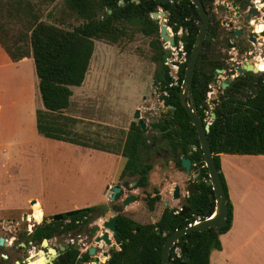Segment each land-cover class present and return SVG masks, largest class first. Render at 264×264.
I'll return each mask as SVG.
<instances>
[{
    "label": "flooded vegetation",
    "instance_id": "obj_1",
    "mask_svg": "<svg viewBox=\"0 0 264 264\" xmlns=\"http://www.w3.org/2000/svg\"><path fill=\"white\" fill-rule=\"evenodd\" d=\"M199 2L208 24L198 53L202 63L197 66L201 69L197 79L210 77L205 95L209 97L211 90L214 96L210 99L213 100L205 97L204 100L206 106L211 103L213 107L219 94L231 82L222 88V81L227 77L232 80L238 75L234 70L236 66H251V70L242 75H264V0ZM155 3L154 12L159 15L153 20L157 23L156 40L162 50L163 61L158 63V75L154 83L161 106L158 113L150 114V119L141 116L138 109H135L138 117L134 116L135 110L133 112L136 119L133 123L141 132L134 155L135 168L131 172L123 170L125 158L120 155L123 159L121 168L111 184H105L98 202L71 209H78L76 214L82 213L79 217L71 218L76 214L64 215L70 210L45 215L38 201L33 203L29 200L26 206L20 202H3L0 207V264H111L113 256L122 250L129 237L149 228L153 231L152 248L158 251V257L144 261L135 259L134 262L163 264L161 251L168 236L180 227H189L212 217L215 198L211 185L207 184L208 171L201 155L196 130L193 126L197 143L187 142L183 151H179L184 140L174 137L173 128L178 124L172 122L175 119L174 106L165 103L160 97L167 96L168 90L178 84V64L184 60L186 62L188 58L183 45L184 39L192 34L193 42L201 17L190 0ZM160 24L165 27L164 34L172 38V45L160 35ZM165 50L168 53L164 58ZM178 54L181 60H177ZM211 62L220 66L214 67L210 72ZM253 69L256 71L253 72ZM164 71L168 74L169 83L163 78ZM181 80L177 92L180 105ZM192 80L193 75L191 84ZM185 99L189 104V98L186 96ZM205 109L198 113L195 106L202 125L209 126L212 111L207 115ZM140 123L144 125L143 129ZM172 142L175 143V151ZM197 149L200 150L201 161L194 159ZM183 159L188 163L187 168L182 164ZM179 175H182L180 181L173 180ZM113 188L117 190L114 192ZM57 214L61 216L55 218ZM39 230L47 232V236L38 238ZM195 232L201 231L176 235L170 241L167 249V261L170 264H185L189 259L187 247L191 236H196ZM182 244L184 251L181 250Z\"/></svg>",
    "mask_w": 264,
    "mask_h": 264
},
{
    "label": "rangeland",
    "instance_id": "obj_2",
    "mask_svg": "<svg viewBox=\"0 0 264 264\" xmlns=\"http://www.w3.org/2000/svg\"><path fill=\"white\" fill-rule=\"evenodd\" d=\"M8 2L0 0V22L10 42L25 32L29 13H15L16 2ZM28 3L41 21L67 29L81 21L64 10L61 0ZM123 26L126 34L116 42L93 41L83 81L71 87L67 108L55 118L67 140L36 134L35 118L33 122L27 114L30 92L26 88L19 96V113L6 121L1 118L0 134L12 145L0 153V205L20 202L26 206L33 200L45 215L64 212L96 204L105 184L115 179L123 163L120 145L129 124L136 121L134 110L150 119L161 106L154 83L158 62L152 60L150 46L157 36L145 35L132 23L123 22ZM213 96L210 90L205 98L213 100ZM38 101L41 106L39 96ZM211 107L207 104V115ZM235 158L221 160L220 171L225 176L264 183V159ZM180 177L173 180L180 181Z\"/></svg>",
    "mask_w": 264,
    "mask_h": 264
},
{
    "label": "trees",
    "instance_id": "obj_3",
    "mask_svg": "<svg viewBox=\"0 0 264 264\" xmlns=\"http://www.w3.org/2000/svg\"><path fill=\"white\" fill-rule=\"evenodd\" d=\"M16 2L15 13L28 14L25 18V32H20L12 41H6L7 32L0 22V45L12 61L31 56L34 73L37 78V91L44 110H36V131L44 137L55 140H67L63 137V129L56 122V116H62L72 94L71 87L79 86L86 73L93 50L94 40L116 42L126 34L123 22L137 25L145 35L153 36L157 32V23L149 17L155 10V1L138 0H61L64 10L81 21L70 29L53 23L41 21L31 13L28 0H10ZM211 2L212 0H205ZM8 2L7 4H9ZM8 12H12L11 9ZM5 37V38H4ZM193 35L184 39L186 58ZM152 60L162 63V50L156 38L150 42ZM201 55L197 57L193 72L191 92L198 113L206 108L204 100L206 85L210 77L198 78L197 66ZM206 63V61L204 62ZM210 72L220 65L211 62ZM185 60L178 64V84L182 77ZM178 84L168 95L160 97L165 103L174 106V117L177 122L173 128L174 137H180L179 151H183L185 143H197L189 116L178 102ZM214 117L208 126L207 140L212 153L214 165L225 194L227 217L221 228L209 227L191 236L187 247L189 259L185 264H208L210 251L219 250L218 235L224 233L231 219V204L227 195L224 177L220 171V153L227 154H264V75L254 76L251 73L235 76L219 94L217 102L211 109ZM170 135V134H169ZM173 138L172 135H170ZM141 139L139 127L132 122L120 145L119 153L125 158L123 170L135 168L134 155ZM173 150L175 151V143ZM146 145V144H145ZM178 151V152H179ZM177 155V152H175ZM195 161H201L200 150L194 153ZM81 212L71 218L81 216ZM58 224H56L57 228ZM47 232L39 230L38 238L47 236ZM153 231L146 229L141 234L129 237L122 250L113 256L111 264H138L135 259L150 260L158 257L153 246ZM157 264V262L155 263Z\"/></svg>",
    "mask_w": 264,
    "mask_h": 264
},
{
    "label": "crops",
    "instance_id": "obj_4",
    "mask_svg": "<svg viewBox=\"0 0 264 264\" xmlns=\"http://www.w3.org/2000/svg\"><path fill=\"white\" fill-rule=\"evenodd\" d=\"M36 83L31 56L12 61L0 45V120H9L12 115L19 113V96L25 88L30 92L27 114L32 120L36 110H44L38 101ZM36 134L41 135L37 131ZM10 145L4 134H0V153ZM218 157L221 168L224 158L264 159V154L220 153ZM223 176L231 204L230 225L218 235L220 249L210 251L208 264H264V183L237 176L227 177L225 173Z\"/></svg>",
    "mask_w": 264,
    "mask_h": 264
},
{
    "label": "water",
    "instance_id": "obj_5",
    "mask_svg": "<svg viewBox=\"0 0 264 264\" xmlns=\"http://www.w3.org/2000/svg\"><path fill=\"white\" fill-rule=\"evenodd\" d=\"M134 2H138V0H133ZM154 1H176V0H154ZM191 2H193L195 4L196 10L198 12V14L201 17V24L198 27V31L195 34L194 40L192 42L191 45V49L189 51L188 54V58L185 62V66L183 69V76H182V80L180 83V88H179V101L182 105V107L185 109L186 113L189 116L190 119V123L192 126H194L196 133H197V138H198V143H199V147L201 150V155L202 158L204 160V163L206 165L207 171H208V181L207 184L211 185L212 188V193L213 196L215 198V205H214V213L212 215L211 218L209 219H204L196 224H193L192 226H184V227H180L178 228V230L174 231L170 236H168V238L165 241V244L162 246V251H161V257H162V262L163 264H170L167 261V249L168 246L170 244V241L172 239H174V237H176V235H181L183 233H187L189 231H202L207 229L208 227H214V228H221L225 225L226 222V217H227V208H226V200H225V194L217 173V170L214 166L213 163V159H212V153L210 151V146L207 140V134L206 132L208 131V124H204L202 125V122L200 121V118L198 116V114L196 113L195 110V105H194V101L193 98L191 96L190 93V84H191V79H192V75H193V69H194V65H195V61L197 59L200 47H201V43H202V38L204 33L206 32V27L208 24V20L206 17V14L204 13L201 4L199 2V0H190ZM121 0H119L118 3H120ZM159 15V13H156L154 11H152L150 13V18L155 19L157 16ZM165 27L160 24L159 26V33L160 35L164 38L168 40V44L172 45V38L171 37H167L165 34ZM168 53V50L164 51L163 57L165 58L166 55ZM235 73L238 75H242L244 74L245 71H250L251 70V66L247 65V66H236L234 68ZM253 72H255L256 70L253 69ZM163 78L164 80L169 83V78H168V74L166 71H164L163 73ZM231 81L230 77H227L225 80L222 81L221 86L222 88H224L227 83H229ZM188 97L190 102L189 104L187 103L185 97ZM134 116L138 117V111L135 110L134 112ZM211 117H214V114L212 113ZM143 124L140 123V127L143 129ZM182 164L186 166V168L188 167V163L186 160H182ZM117 190V188H113V191L115 192ZM33 202V200L31 201ZM78 212V209H74V210H70L64 213V215L66 216H70V215H74ZM60 214L55 215V218L60 217ZM113 231L115 232V230L113 229ZM186 238L187 235H185ZM184 244H182L181 246V250L184 251L185 249L183 248Z\"/></svg>",
    "mask_w": 264,
    "mask_h": 264
},
{
    "label": "bare ground",
    "instance_id": "obj_6",
    "mask_svg": "<svg viewBox=\"0 0 264 264\" xmlns=\"http://www.w3.org/2000/svg\"><path fill=\"white\" fill-rule=\"evenodd\" d=\"M38 208H39V206H38Z\"/></svg>",
    "mask_w": 264,
    "mask_h": 264
},
{
    "label": "built area",
    "instance_id": "obj_7",
    "mask_svg": "<svg viewBox=\"0 0 264 264\" xmlns=\"http://www.w3.org/2000/svg\"><path fill=\"white\" fill-rule=\"evenodd\" d=\"M183 59V58H182Z\"/></svg>",
    "mask_w": 264,
    "mask_h": 264
}]
</instances>
